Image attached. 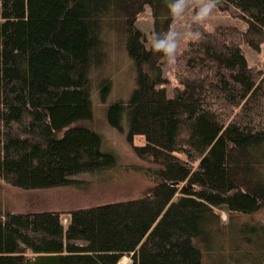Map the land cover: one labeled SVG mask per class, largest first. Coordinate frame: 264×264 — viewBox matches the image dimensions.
Segmentation results:
<instances>
[{
  "label": "trees",
  "instance_id": "16d2710c",
  "mask_svg": "<svg viewBox=\"0 0 264 264\" xmlns=\"http://www.w3.org/2000/svg\"><path fill=\"white\" fill-rule=\"evenodd\" d=\"M167 4L0 0V181L23 191L78 187L77 176L115 168L87 126L91 79L110 47L127 54L134 88L107 107V124L126 119L127 142L144 139L133 153L157 168L133 199L67 212L0 209V264H204L200 245L221 235L234 261L264 264V228L237 219L264 209V70L241 49L264 43V0H220L247 29L198 28L203 39L177 55L170 96L165 57L134 27L147 6L154 36L169 31Z\"/></svg>",
  "mask_w": 264,
  "mask_h": 264
},
{
  "label": "rangeland",
  "instance_id": "374dc122",
  "mask_svg": "<svg viewBox=\"0 0 264 264\" xmlns=\"http://www.w3.org/2000/svg\"><path fill=\"white\" fill-rule=\"evenodd\" d=\"M197 10V0H192V4L185 10L182 17L179 19L173 17L172 19L170 30L180 33L177 55L187 47L189 42L193 41L185 38V34L189 31L198 32V28H200L212 32L219 26L233 27L240 31L247 29V23L243 19L233 18L228 12L218 8L202 24H195L193 17ZM134 27L141 33L144 45L148 49L154 38V19L149 7L146 6L137 15ZM241 49L250 67L260 71L264 70V43L258 51L242 44ZM105 55L110 62L105 64L104 69L97 70L91 79L93 118L91 125L87 126L100 134L104 150L115 155L117 159L115 168L94 175L77 176L75 179L83 182L78 187L72 185L49 190L23 191L0 181L1 211L9 213L67 212L76 208L133 199L140 196L144 189L153 185V173L157 168L153 164L139 160L133 153L132 146L143 145L144 139L135 137L130 143L127 142L126 119L120 128L107 124V107L114 102H127L134 88V73L130 60L127 54L122 52V48L110 47ZM160 67L163 78L166 80L164 88L167 95L170 96L172 90L179 86L174 76V64H169L164 58ZM105 83L107 85L102 87ZM237 217L241 224L257 225L264 228V209L252 216L238 214ZM227 220L225 213L219 214L221 224L224 225ZM200 249L203 252L204 264H247L234 261L231 258L235 250H232L230 240L224 235H221L212 244L207 242L206 245H200ZM121 260H125L123 264H131L129 257H124ZM249 264L251 263L249 262Z\"/></svg>",
  "mask_w": 264,
  "mask_h": 264
},
{
  "label": "clouds",
  "instance_id": "9594fccd",
  "mask_svg": "<svg viewBox=\"0 0 264 264\" xmlns=\"http://www.w3.org/2000/svg\"><path fill=\"white\" fill-rule=\"evenodd\" d=\"M192 4V0H168V10L172 17L179 19L185 10ZM220 0H197L196 14L193 17V23L202 24L217 9ZM186 39L200 41L203 39L201 33L189 31L185 34ZM180 43V33L175 30H169L165 33L156 34L151 41L152 50L161 53L169 64L177 62V53Z\"/></svg>",
  "mask_w": 264,
  "mask_h": 264
},
{
  "label": "bare ground",
  "instance_id": "6f19581e",
  "mask_svg": "<svg viewBox=\"0 0 264 264\" xmlns=\"http://www.w3.org/2000/svg\"><path fill=\"white\" fill-rule=\"evenodd\" d=\"M125 260H121L119 264H123Z\"/></svg>",
  "mask_w": 264,
  "mask_h": 264
}]
</instances>
